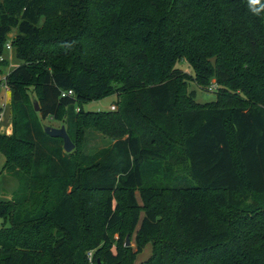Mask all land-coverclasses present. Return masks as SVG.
I'll return each mask as SVG.
<instances>
[{
    "label": "trees",
    "instance_id": "obj_1",
    "mask_svg": "<svg viewBox=\"0 0 264 264\" xmlns=\"http://www.w3.org/2000/svg\"><path fill=\"white\" fill-rule=\"evenodd\" d=\"M12 30L0 154L18 185L0 201V264H134L148 243L139 264H264V12L248 0H0V57ZM180 61L215 79L214 102L186 94ZM107 96L117 110H82ZM61 114L74 145L88 126L113 144L65 153L41 125ZM155 177L165 184L148 187ZM121 203L139 222L135 251L105 232L122 225ZM96 219L105 230L89 236Z\"/></svg>",
    "mask_w": 264,
    "mask_h": 264
},
{
    "label": "rangeland",
    "instance_id": "obj_2",
    "mask_svg": "<svg viewBox=\"0 0 264 264\" xmlns=\"http://www.w3.org/2000/svg\"><path fill=\"white\" fill-rule=\"evenodd\" d=\"M43 22V19H42ZM16 36V31L12 30L7 34L6 37V44L3 49V53L0 57V108L4 105L5 108V117L10 118V108H9V93L8 88L5 83L6 76L11 72L12 69H14L19 64V60L16 57V51L15 48L12 45V41L14 40ZM6 45H10L11 49L7 50ZM176 68L180 70L181 76L179 77V81L182 85H184L186 94L194 99L195 102L199 104H207L210 102H214L216 99V93L218 92V85L216 84L215 79H210L208 84H202L197 81L196 76L194 74V71L191 69V67L188 65L185 61L178 62ZM28 92V100L30 103H33L34 100H36V94L33 92V89L31 87H27ZM116 97L115 96H107L104 98H101L99 100H93L91 102L82 103L81 108L85 112H96V111H104V110H110L109 107L115 106L114 110H117V106L115 105ZM78 110V105H76V110ZM113 110V111H114ZM61 118L59 120H53L51 117L46 118L45 120L41 119V125L43 127H52V128H60L61 126L65 127V117L64 114H61ZM8 127L7 122H5L4 125V131L2 133H5V129ZM10 132V131H9ZM82 132V139L81 142L77 145H74L76 147L73 150H78L82 156L89 158L91 156H95L98 152L108 149L113 144V139L111 137H108L104 134H102L99 130L88 126L83 127L81 129ZM5 162L4 156L0 154V201L7 202L10 199H12L14 192L17 189V181L13 177L6 174V172L3 170V165ZM176 175L180 176L183 174L182 170L180 169V166H176ZM165 183L162 179L159 177L155 178H149L147 181V186L156 188L161 187ZM113 194V205L116 201H119L118 198H121L117 193ZM136 202L140 209L139 211V222L141 218L143 217V212L141 211V200L139 197V192H135ZM123 204V203H121ZM167 202L163 200L161 202V207L167 214ZM123 219H122V225H120L116 232H113V230L105 231L109 235L110 242H125L126 238H129L130 242V248L132 251H135L136 245H135V236L138 229L139 222L137 226L132 229L130 227V221H129V211L127 210L126 206L123 204ZM95 215V213H94ZM93 215V216H94ZM8 226V223L6 221L0 220V230L4 227ZM92 227H87L85 229V232L87 235L91 236L92 233L96 234L98 231L105 230L103 227H101L99 220H93V223L91 225ZM114 243L112 247L114 246ZM100 246H105L106 244L99 243ZM92 251L90 250L87 252L86 256L88 254H91L92 257ZM152 256V245L151 243L146 244L143 247L142 252L137 255L136 262L134 264H139L141 262H144L148 260ZM96 260L100 259L97 257ZM90 261V260H89Z\"/></svg>",
    "mask_w": 264,
    "mask_h": 264
},
{
    "label": "water",
    "instance_id": "obj_3",
    "mask_svg": "<svg viewBox=\"0 0 264 264\" xmlns=\"http://www.w3.org/2000/svg\"><path fill=\"white\" fill-rule=\"evenodd\" d=\"M33 107L35 112H39V106L36 100L33 101ZM44 133L51 138H58L62 140V149L65 153H70L74 149V144L71 142L64 126L60 128L44 127ZM130 242L127 237L125 240V247H129Z\"/></svg>",
    "mask_w": 264,
    "mask_h": 264
},
{
    "label": "built area",
    "instance_id": "obj_4",
    "mask_svg": "<svg viewBox=\"0 0 264 264\" xmlns=\"http://www.w3.org/2000/svg\"><path fill=\"white\" fill-rule=\"evenodd\" d=\"M6 49L10 50L11 49L10 45H6ZM65 95L72 96L73 95L72 90L67 91L65 93H62V97H64ZM109 109H110V111H113L115 109V106H111V107H109ZM5 122H7L8 127H6V129H5V133L4 132L2 133V131H4ZM10 128H11L10 118L5 117V108L3 105L0 108V134H9ZM87 257H88V260H91V254H88Z\"/></svg>",
    "mask_w": 264,
    "mask_h": 264
},
{
    "label": "clouds",
    "instance_id": "obj_5",
    "mask_svg": "<svg viewBox=\"0 0 264 264\" xmlns=\"http://www.w3.org/2000/svg\"><path fill=\"white\" fill-rule=\"evenodd\" d=\"M248 6L254 15L259 16L264 12V3H262L261 0H248Z\"/></svg>",
    "mask_w": 264,
    "mask_h": 264
}]
</instances>
